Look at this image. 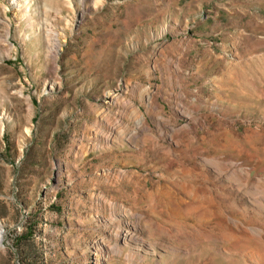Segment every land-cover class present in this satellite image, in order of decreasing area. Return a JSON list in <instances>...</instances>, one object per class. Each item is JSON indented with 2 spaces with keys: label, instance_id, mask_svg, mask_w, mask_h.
<instances>
[{
  "label": "rangeland",
  "instance_id": "374dc122",
  "mask_svg": "<svg viewBox=\"0 0 264 264\" xmlns=\"http://www.w3.org/2000/svg\"><path fill=\"white\" fill-rule=\"evenodd\" d=\"M0 264H264V0H0Z\"/></svg>",
  "mask_w": 264,
  "mask_h": 264
},
{
  "label": "trees",
  "instance_id": "16d2710c",
  "mask_svg": "<svg viewBox=\"0 0 264 264\" xmlns=\"http://www.w3.org/2000/svg\"><path fill=\"white\" fill-rule=\"evenodd\" d=\"M31 230L35 228V223H32V225L29 227ZM32 233V231H30Z\"/></svg>",
  "mask_w": 264,
  "mask_h": 264
},
{
  "label": "bare ground",
  "instance_id": "6f19581e",
  "mask_svg": "<svg viewBox=\"0 0 264 264\" xmlns=\"http://www.w3.org/2000/svg\"><path fill=\"white\" fill-rule=\"evenodd\" d=\"M108 98L109 99L114 98L113 95L110 92L108 93Z\"/></svg>",
  "mask_w": 264,
  "mask_h": 264
}]
</instances>
